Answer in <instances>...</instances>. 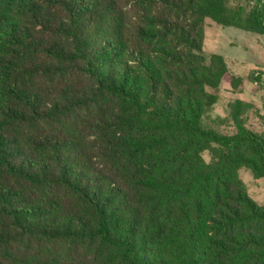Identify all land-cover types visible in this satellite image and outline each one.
Instances as JSON below:
<instances>
[{"label": "trees", "instance_id": "1", "mask_svg": "<svg viewBox=\"0 0 264 264\" xmlns=\"http://www.w3.org/2000/svg\"><path fill=\"white\" fill-rule=\"evenodd\" d=\"M207 19L264 34V0H0V264H264V115L203 125L264 80Z\"/></svg>", "mask_w": 264, "mask_h": 264}, {"label": "rangeland", "instance_id": "2", "mask_svg": "<svg viewBox=\"0 0 264 264\" xmlns=\"http://www.w3.org/2000/svg\"><path fill=\"white\" fill-rule=\"evenodd\" d=\"M202 53L209 58L210 54H221L231 72L247 77L248 73L255 70L260 75V81L264 80V34L245 31L234 26H223L206 20L205 37ZM264 89L256 85V82L246 80L241 92L233 90L227 83L219 86V99L204 117L203 125L216 129L229 128L231 125L227 119L228 104L236 98L252 102L253 106L247 110L246 123L253 129L262 128V97ZM221 123H224L222 125ZM203 157L209 161L207 151ZM239 176L244 182L245 191L259 204L264 205V177L255 178L251 171L245 167L239 169Z\"/></svg>", "mask_w": 264, "mask_h": 264}]
</instances>
